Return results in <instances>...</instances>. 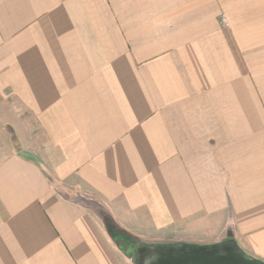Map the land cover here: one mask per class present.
Here are the masks:
<instances>
[{"label": "crops", "instance_id": "0c3cea01", "mask_svg": "<svg viewBox=\"0 0 264 264\" xmlns=\"http://www.w3.org/2000/svg\"><path fill=\"white\" fill-rule=\"evenodd\" d=\"M103 216L264 262V0H0V264H125Z\"/></svg>", "mask_w": 264, "mask_h": 264}, {"label": "water", "instance_id": "95a60500", "mask_svg": "<svg viewBox=\"0 0 264 264\" xmlns=\"http://www.w3.org/2000/svg\"><path fill=\"white\" fill-rule=\"evenodd\" d=\"M117 246L122 253L128 251V245L118 239ZM132 264H264L247 256L233 239H226L213 244L139 243L131 248Z\"/></svg>", "mask_w": 264, "mask_h": 264}, {"label": "rangeland", "instance_id": "374dc122", "mask_svg": "<svg viewBox=\"0 0 264 264\" xmlns=\"http://www.w3.org/2000/svg\"><path fill=\"white\" fill-rule=\"evenodd\" d=\"M64 192H65L64 195L67 196V197L84 199L86 204H88L89 206L93 207L95 212L97 214H99L100 217H101L102 214H104L102 212V209L97 207L96 201L93 199L92 196H90L88 194H84V192H81L79 190H74V189H68V190H65ZM103 217L105 218V216H103ZM108 220H109V217H108ZM111 223H113V222L111 221ZM112 225H114V224H112ZM128 243H130V244H128ZM128 243H127L128 251L126 253H122L121 249L117 246V244H115V247H116L117 252H118L117 255L119 254L118 256L123 260V262H125V264H132L131 261H130V258L132 256L131 248L133 246L139 244V243H143V244H167V243H178V242H160L158 240H150V239L141 240V241L139 240L138 241V240L132 239V241H130ZM215 243H217V242H215Z\"/></svg>", "mask_w": 264, "mask_h": 264}, {"label": "trees", "instance_id": "16d2710c", "mask_svg": "<svg viewBox=\"0 0 264 264\" xmlns=\"http://www.w3.org/2000/svg\"><path fill=\"white\" fill-rule=\"evenodd\" d=\"M106 231L111 238V240L116 244L118 239H122L126 242L132 241V238L128 236L125 232L119 230L113 223L109 222L107 217L104 218Z\"/></svg>", "mask_w": 264, "mask_h": 264}, {"label": "built area", "instance_id": "2783aa9c", "mask_svg": "<svg viewBox=\"0 0 264 264\" xmlns=\"http://www.w3.org/2000/svg\"><path fill=\"white\" fill-rule=\"evenodd\" d=\"M221 24H222L223 26H226V25H227V22H226V20H225L224 18H222V20H221Z\"/></svg>", "mask_w": 264, "mask_h": 264}, {"label": "flooded vegetation", "instance_id": "af4514ba", "mask_svg": "<svg viewBox=\"0 0 264 264\" xmlns=\"http://www.w3.org/2000/svg\"><path fill=\"white\" fill-rule=\"evenodd\" d=\"M130 242V241H129ZM128 243V242H127ZM128 244H130V243H128ZM130 246V245H129ZM133 246V245H132Z\"/></svg>", "mask_w": 264, "mask_h": 264}]
</instances>
